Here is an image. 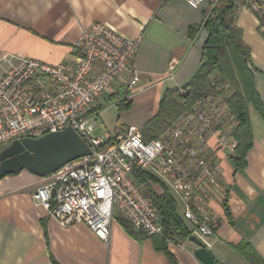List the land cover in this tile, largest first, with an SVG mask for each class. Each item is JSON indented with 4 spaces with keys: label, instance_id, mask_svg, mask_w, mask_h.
<instances>
[{
    "label": "crops",
    "instance_id": "0c3cea01",
    "mask_svg": "<svg viewBox=\"0 0 264 264\" xmlns=\"http://www.w3.org/2000/svg\"><path fill=\"white\" fill-rule=\"evenodd\" d=\"M219 1L204 0L194 7L187 0H0V73L8 66L4 56L9 53L49 64L72 61L81 30L97 21L106 22L126 39L143 35L135 60L140 71L137 87L128 89L124 75L88 113L92 118L113 101L124 110L118 133L130 125L143 131L161 111L165 95L181 92L199 70L209 34L202 24ZM242 2L236 1L235 23L251 50L253 89L264 111V23ZM193 26L198 27L194 36ZM248 115L254 144L247 164L234 167L235 150L230 148L219 153L227 196H216L210 203L218 225L208 247L222 264H251L235 247L241 242L264 258V115L252 101ZM116 136L106 133L105 141ZM39 178L28 170L0 178V264H173L152 236L125 227L122 223L127 219L119 210L108 240L85 224L62 226L33 200ZM168 247L180 264H203L195 255L198 246L190 239L170 241Z\"/></svg>",
    "mask_w": 264,
    "mask_h": 264
},
{
    "label": "built area",
    "instance_id": "2783aa9c",
    "mask_svg": "<svg viewBox=\"0 0 264 264\" xmlns=\"http://www.w3.org/2000/svg\"><path fill=\"white\" fill-rule=\"evenodd\" d=\"M187 1L199 7L204 0ZM241 6L264 23V0H243ZM142 40L143 35L126 39L97 21L81 30L75 43L78 54L70 62L49 64L23 54L5 55L0 149L14 139L40 138L73 127L93 152L40 177L32 194L37 205L62 226L85 224L103 240L109 239L116 210L147 236L161 235L159 209L135 175L146 171L172 191L193 234L210 246L208 238L218 225L210 203L216 196H227L219 153L238 145L233 133L239 119L229 103L231 84L220 72L209 76L207 92L159 137L147 141L140 127L130 125L99 149L105 137L93 136L97 123L88 113L94 102L124 75L128 89L137 87L140 71L135 60Z\"/></svg>",
    "mask_w": 264,
    "mask_h": 264
},
{
    "label": "trees",
    "instance_id": "16d2710c",
    "mask_svg": "<svg viewBox=\"0 0 264 264\" xmlns=\"http://www.w3.org/2000/svg\"><path fill=\"white\" fill-rule=\"evenodd\" d=\"M236 1L220 0L207 12L202 26L208 30L209 34L202 49L203 62L199 70L183 87L185 91L180 92L177 89L174 93L165 95L161 101V111L156 119L143 128L142 132L147 141L159 137L179 116L190 109L197 98L207 92L209 76L218 71L234 89L229 97V103L239 119V124L233 133L238 145L235 155L231 156V161L234 167L240 169L246 166L248 151L254 144L253 128L248 115L249 101L255 104L261 114L264 115V111L262 101L253 89L254 76L249 63L251 50L244 41L242 29L235 23ZM197 30V26L191 27V35L194 36ZM112 143V139L109 138L99 146V149H104ZM135 175L139 182L146 184L147 193L153 198L161 215L164 231L161 235H152L157 249L165 251L173 264H180L170 251L168 243L189 240L193 231L183 218L178 201L172 191L153 174L136 171ZM153 184L160 186L161 190L156 189ZM224 204L228 211L226 201ZM126 221L122 224L127 228L131 226L132 233L137 230L143 231L132 226L128 220ZM235 247L251 264H264V258L250 244L241 242Z\"/></svg>",
    "mask_w": 264,
    "mask_h": 264
},
{
    "label": "water",
    "instance_id": "95a60500",
    "mask_svg": "<svg viewBox=\"0 0 264 264\" xmlns=\"http://www.w3.org/2000/svg\"><path fill=\"white\" fill-rule=\"evenodd\" d=\"M92 152V147L73 127L50 132L40 138L14 139L0 149V178L23 170L45 177L66 163ZM190 241L198 246L195 255L203 264H222L196 235L192 234Z\"/></svg>",
    "mask_w": 264,
    "mask_h": 264
},
{
    "label": "rangeland",
    "instance_id": "374dc122",
    "mask_svg": "<svg viewBox=\"0 0 264 264\" xmlns=\"http://www.w3.org/2000/svg\"><path fill=\"white\" fill-rule=\"evenodd\" d=\"M183 91L185 90L183 89L181 92ZM123 113L124 110L122 109V106L120 107L116 105L115 102L112 101L111 104H106V107H104L101 113L91 118L93 122L97 123V126L93 132V136H104L106 133H108L115 137L118 134V130L121 125L120 123H122ZM4 146L6 145H3L2 147ZM153 186L156 189L161 190L160 186L155 184H153Z\"/></svg>",
    "mask_w": 264,
    "mask_h": 264
}]
</instances>
